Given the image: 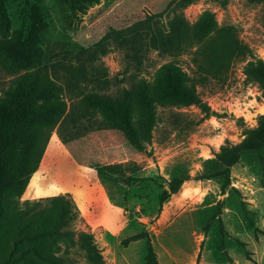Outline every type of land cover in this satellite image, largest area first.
I'll use <instances>...</instances> for the list:
<instances>
[{"label":"rangeland","instance_id":"374dc122","mask_svg":"<svg viewBox=\"0 0 264 264\" xmlns=\"http://www.w3.org/2000/svg\"><path fill=\"white\" fill-rule=\"evenodd\" d=\"M174 2L75 0L74 6L69 7L61 0H4L9 26L7 40L23 39L32 21L37 19L46 28L41 38L44 51L64 43L77 49L88 48L108 29L123 28L148 15L166 12L171 3L176 4ZM263 10V4L249 0H198L183 10L185 20L191 24L208 12L219 26H232L239 42L251 55L233 58L226 72L210 76L194 75L192 53L195 48L173 59L160 60L150 54L149 68L142 72V77L149 78L159 65L173 61L195 81L196 92L212 116L201 120L202 115L195 107L156 108L157 120L150 145L143 153L124 154L134 168L130 176L139 180L131 182L130 187L125 174L116 179L111 175L104 178L101 171L76 167L75 162L81 163V158L73 147L68 146L63 152L56 149L52 141L39 171L43 174L41 180L49 187L66 189L75 195L85 194L91 203L87 206V215L92 226L103 223L116 229L118 225H127L118 239L108 236L114 245L112 252L119 248L134 264H145L146 239L153 244L161 264H172L162 257L164 248L176 258L186 256L185 261H177V264H264V148L242 153L238 162L221 174L222 168L216 161L222 147L238 144L244 133L255 128L259 117L264 115L261 91L243 73L251 62L264 64ZM101 62L111 78L121 79L131 73H125L122 54L114 46L107 47ZM12 72L0 59V88H10L11 80L19 75ZM90 114L93 122L83 125L87 130L99 126L101 121L97 111ZM97 134L76 141V146L83 144L82 149L86 150L83 157L91 166L104 160L103 155L94 150L105 141ZM112 137L120 138L116 133H112ZM52 138L59 140L57 128L50 133L47 143ZM8 156L2 159L4 170ZM205 175L213 177L207 180ZM174 177L182 178V184L177 193L160 206L158 197L162 187ZM106 178H110L111 183L126 180L127 185L107 184ZM105 184L112 187L111 201L107 200V204L95 196V192L101 195L100 187ZM66 199L74 206V213L61 230L64 236L54 245V257L66 264H109L107 259L113 256L110 253L104 258L105 249L99 245L98 231L87 227L78 218L70 196ZM128 200L130 209L125 205ZM45 201L26 199L25 190L18 200L17 211L40 210L48 205ZM108 201L115 209H109ZM130 219H133L132 224ZM135 225L139 226L136 235L146 237L127 245L131 237H128L129 229ZM116 240L118 246L114 244Z\"/></svg>","mask_w":264,"mask_h":264},{"label":"trees","instance_id":"16d2710c","mask_svg":"<svg viewBox=\"0 0 264 264\" xmlns=\"http://www.w3.org/2000/svg\"><path fill=\"white\" fill-rule=\"evenodd\" d=\"M3 1L0 59L13 75H19L11 80L8 90L0 88V264H66L54 257L53 248L64 236L61 230L73 212L68 195L44 199L48 205L40 210L17 211L18 200L38 169L50 133L57 128L60 142L66 144L95 131L114 130L122 134L131 149L143 153L151 143L156 108L195 107L201 120L212 116L196 92L195 81L173 61L159 65L149 78L142 77L149 68L150 54L160 60L173 59L195 48L194 75L214 76L226 72L233 58L250 56L251 52L239 42L232 26H219L211 13L204 12L194 23H188L183 10L198 0H175L166 12L148 15L123 28H110L88 48L64 43L44 51L41 38L46 28L37 19L23 39L7 40L9 26ZM61 1L69 7L75 4V0ZM249 1L264 6V0ZM262 16L264 19V10ZM109 46L122 54L125 73L131 71L127 77L111 78L103 68L101 58ZM243 73L257 84L264 99V64L251 62ZM90 111H97L101 121L87 130L83 125L93 122ZM262 148L264 115L238 144L220 149L216 155L222 168L219 174L235 165L242 153ZM6 155L4 170L2 159ZM129 170L122 169L113 178ZM105 171L115 174V169ZM203 177L208 180L213 175ZM127 180L129 186L139 181L133 176ZM182 181L174 177L162 187L160 206L177 193ZM145 237L138 234L128 241ZM144 243V263L158 264L151 242L145 239Z\"/></svg>","mask_w":264,"mask_h":264},{"label":"crops","instance_id":"0c3cea01","mask_svg":"<svg viewBox=\"0 0 264 264\" xmlns=\"http://www.w3.org/2000/svg\"><path fill=\"white\" fill-rule=\"evenodd\" d=\"M96 132L98 133L97 134L98 136H100L102 139L105 140L103 143L99 144L98 146H96V148H94L95 151H97V152H99V154L103 155V159H104L103 163H96V164H93L92 166L89 164H86V163H90V162L86 161L85 158L83 157L84 154H86V150L82 149L83 144L80 143L76 146V144H77L76 141H78L80 139L74 141L75 143L70 142V143L63 144L58 139L52 138L49 140V142L47 143V145L45 147V150H44L42 159L40 161V164L38 166V169L32 174V176L29 180V183H28V186L26 189V199H28V200H43V199L54 197V196H63V195L70 196V198L72 199V201L74 202V205L76 207L78 218L80 220H82L87 227L91 228L92 231H95V230L98 231L99 245L101 246V249H105V253H103L104 258L107 259V257L110 255V253H112L113 258L111 260L107 259L110 261V263L109 262L108 263L109 264H134L133 260L131 258H129L128 256H126L125 254H123V252H121L119 248H117L115 251L112 252L111 247L114 245L110 242V238H108V236L112 235L113 238L118 239L120 237V235L122 234V231H124L127 228L126 224L118 225V227L116 229H113L112 226H110L108 224L106 225L103 223L92 226L91 225L92 221H91V219H89V217L87 215V206L91 205V203H90V199L85 194L79 193V194L75 195V194L70 193V191L66 190V189H61L58 187H54V188L49 187L46 184H44L43 180H41L43 174H40L39 171H40V168L43 164L45 157L47 156V154L51 148L52 141H54V145H55L54 147L56 149L58 148L59 150H61L63 152L65 150L67 151L68 146L73 147V150L81 158L80 159L81 163L75 162L76 167H86V168H88L87 170L94 171V172L95 171H101L104 175L103 176L104 178L106 175H109V173H107L105 171V169H110V168L115 169V174H110L113 177H116L117 174L121 173L122 169L124 171V169H128V168L130 169V171H127L125 173V175L126 176L132 175L133 169H134L132 166H130V163H132V162H130L131 160L124 158V154L130 153V154L135 155V154H138V152L131 149L127 145L123 136L117 131L102 130V131H95L92 133H96ZM92 133H89V134H92ZM112 133H116L120 138H113ZM115 141H117V142H115ZM73 160H75V159L73 158ZM106 179L108 182L112 181L110 178H106ZM120 181L121 180H118L117 183L109 182L107 184H110V183H111V185L118 184L120 187H124L120 184ZM107 184L100 187L101 191H102L101 195L99 193L95 192V196L100 197L103 201H105L106 204H107V200L111 201L110 194L112 193L111 192V188H112L111 185L108 186ZM109 201H108L109 209H115V206L112 203H109ZM128 203H129V200L126 201L125 205L127 206L128 209H130ZM131 206H132V204H131ZM124 214H128V212L124 211ZM130 215H132V214L130 213ZM132 220L133 219H130L131 224H132ZM137 227H139V226L135 225L134 228L129 229L128 237L136 235L138 233L139 230ZM113 230H115V232H112ZM137 241H142V240H137ZM133 242H136V241H133ZM130 243H132V242H130ZM130 243H128V244H130ZM114 244L118 246L119 241L116 240ZM127 245H125V246H127ZM125 246H122V247H125ZM152 247L154 249L153 244H152ZM154 252H155V249H154ZM161 252H162V257L165 259H168L172 264H177L178 262L185 261V259H186V256H184V255L182 256L183 257L182 259H179L181 257H178V256H177V258L174 257V254H172V255L169 254L170 251L168 252L167 249H165V248L163 249V251L161 250ZM155 254L157 257L158 264H161L158 261V256H157L156 252H155ZM187 259L189 260V259H191V257H188Z\"/></svg>","mask_w":264,"mask_h":264},{"label":"water","instance_id":"95a60500","mask_svg":"<svg viewBox=\"0 0 264 264\" xmlns=\"http://www.w3.org/2000/svg\"><path fill=\"white\" fill-rule=\"evenodd\" d=\"M120 184H121L122 186H126V185H127V182H126V180H121V181H120Z\"/></svg>","mask_w":264,"mask_h":264}]
</instances>
